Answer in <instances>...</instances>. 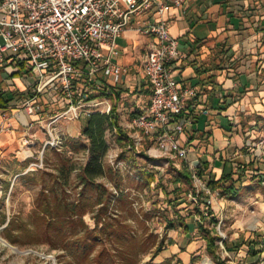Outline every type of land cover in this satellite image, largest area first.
<instances>
[{
  "label": "crops",
  "instance_id": "1",
  "mask_svg": "<svg viewBox=\"0 0 264 264\" xmlns=\"http://www.w3.org/2000/svg\"><path fill=\"white\" fill-rule=\"evenodd\" d=\"M148 17L154 15L147 10L131 14L116 38L114 60L129 67L118 87L120 98L132 103L130 114L146 110L150 98L141 64L156 38L137 28ZM162 17L178 39L180 56L171 63L173 75L179 86L193 91L184 104L193 120L185 123L180 142L188 148V157L199 162L204 177L233 187L231 194L219 193L227 206L234 202L241 209L264 211V0H183L180 7L169 6ZM25 86L17 73L0 68V127L7 125L0 130V168L9 160L30 161L35 144L40 146L46 138L45 113L38 119L17 106ZM81 126L79 119H70L58 130L63 137L74 136ZM194 207H200L197 199ZM189 214L181 221L182 239L168 245L170 254L184 264L195 245L189 238L198 229ZM234 225L242 228V219ZM262 245L261 232L225 240L226 250L239 260L236 264L250 263Z\"/></svg>",
  "mask_w": 264,
  "mask_h": 264
},
{
  "label": "rangeland",
  "instance_id": "2",
  "mask_svg": "<svg viewBox=\"0 0 264 264\" xmlns=\"http://www.w3.org/2000/svg\"><path fill=\"white\" fill-rule=\"evenodd\" d=\"M29 79L30 77L23 76L21 81L27 85ZM118 104V122L128 131L125 120L129 118L128 108L132 103L119 97ZM87 118L88 116L79 118L82 125ZM69 120L60 118L54 122L57 128L54 134L59 139L57 145L47 144L43 147L44 140L40 146L39 143L35 144L30 161L9 160L0 168V236L3 237L2 225H6L11 218V233L16 241L11 243L3 238L19 250L15 251L0 241V264H91V257L102 247L106 249L109 259L116 264H145L149 261L184 264L176 255L170 254L168 245L182 239L184 229L181 221L188 220L189 213L199 222L194 208L196 199L201 209L207 207L203 199H208L212 215L217 219L215 230L219 238L216 239L215 254H211L206 249L201 232L195 228L194 234L189 238H193L195 245L187 264H236L239 260L230 255L223 240V246L221 245L220 238L229 240L230 237H249L255 236L256 232L264 233V211L261 208L241 209L234 202L227 206L216 190H211L210 194L201 192L202 195L195 196L193 200V181L188 184L174 180L184 166L180 159L161 155L153 147L148 150L151 142L147 139L137 148H128L118 141L114 128H106L104 131L107 143L101 159L104 171L97 177V182L102 184L100 190L104 191L102 203H93L98 193L97 188L87 187L85 196H79L82 185L78 175L86 162L88 151L85 147H71L67 140L74 137L87 142V139L81 134V130L77 135L65 134L63 137L59 130H64ZM45 137L50 138L48 132H45ZM53 147H58L59 152L64 150L70 159L72 169L66 187L67 201L74 203L72 207H76V212L69 213L62 204L58 208V215L50 218L39 210H34L38 206L41 183L39 175L32 178V173L56 171V166L61 162L60 157L52 150ZM142 171L153 172L155 178L147 182L142 177ZM8 177L10 180L7 183L5 178ZM45 177L49 178L47 175ZM172 201L176 204H171ZM79 211L83 212L82 221L79 220ZM3 214L6 220L1 223ZM237 218L242 219V228L234 225ZM169 220H173L176 227H171ZM96 221H99L97 227L102 226L103 231H96L99 239H92V234H83L84 225L91 228ZM202 224L208 225V220H203ZM84 242L90 245L84 248ZM157 244L163 245V248L155 254ZM258 252L261 253L248 264H264V250L256 253Z\"/></svg>",
  "mask_w": 264,
  "mask_h": 264
},
{
  "label": "built area",
  "instance_id": "3",
  "mask_svg": "<svg viewBox=\"0 0 264 264\" xmlns=\"http://www.w3.org/2000/svg\"><path fill=\"white\" fill-rule=\"evenodd\" d=\"M182 2L0 0V68H8L21 78L30 77L17 106L37 114L38 119L45 113L43 127L50 138L43 147L59 142L54 122L60 118L114 113L113 97L119 93L122 75L129 71L127 65L114 60L118 54L116 38L128 26L131 14L147 10L154 18L140 21L137 28L156 38L141 64L150 98L146 110L132 112L125 120L129 128L126 145L137 148L147 138L151 142L148 150L153 147L161 155L183 162L196 196L211 193L198 173L199 162L188 157V148L179 139L185 123L193 120L184 105L193 91L179 86L173 75L171 63L180 56L178 39L162 15L169 6L180 7ZM4 127L7 125L0 130Z\"/></svg>",
  "mask_w": 264,
  "mask_h": 264
},
{
  "label": "trees",
  "instance_id": "4",
  "mask_svg": "<svg viewBox=\"0 0 264 264\" xmlns=\"http://www.w3.org/2000/svg\"><path fill=\"white\" fill-rule=\"evenodd\" d=\"M119 93L115 94L114 104L112 110L114 113L106 114L102 112H93L91 113L85 123L81 127V134L87 139V142H84L83 139H75L74 137H70L67 142L71 147H85L88 151V157L86 159L85 164L79 171V181L81 183V190L79 192V196H85L84 192L87 187L97 188L98 193L93 200V203L100 204L102 203V196L104 191L100 190L102 184L97 182V177L103 173V165H102V156L107 149V143L104 138V131L106 128H114L115 133L117 135L118 141L122 144H126V136L124 128L118 122V115L116 114V103L119 101ZM58 147H53L52 150L60 157V164L56 166V171H40L33 172V177L35 178L36 174L39 175V181L41 183V189L38 196V206L34 208V210H39L42 214L47 215L48 217H55L58 215V208L63 204L65 210H69V213L74 214L75 208L72 207V204L67 201V191L66 187L69 182V172L72 169L71 163H69V157L62 152L57 150ZM46 155V149L44 150V156ZM145 156V155H144ZM47 160V156H46ZM199 175L204 179L206 185L210 188V190H216L218 193L222 194H231L233 191V187L231 185H222L219 180H214L213 176L204 177L202 175V170L199 169ZM142 177L146 179L147 182L152 181L155 178V174L151 171H142ZM45 175L49 178L46 179ZM175 181H183L188 184L192 183V178L189 170L182 166L178 171V175L174 178ZM194 192V191H193ZM202 193H198L197 196H201ZM206 196V195H205ZM203 199V198H202ZM204 203L206 201L203 199ZM171 204H176L174 201ZM207 204V203H206ZM196 213L198 214L199 222L198 229L202 234V237L205 240L206 249L209 253L215 254L217 248L216 239L219 236L215 230V224L217 223V219L212 215V211L207 204L205 209H201L200 207H194ZM79 217L81 219L82 211H79ZM69 215V214H68ZM208 220V225L204 226L202 224L203 220ZM6 220L5 215L2 216V222L4 223ZM99 221L95 222L94 227L87 228L85 226V230L83 234H92V239H99V235L96 234V231H103V227H97ZM13 221L10 218L6 225L2 228V235L9 242L13 243L16 241L15 237H13L11 233V229L13 227ZM82 224H84L82 222ZM169 225L173 227L175 224L173 220H169ZM223 243L225 245V240L223 239ZM90 244L84 242V248H87ZM82 246V247H83ZM163 245L157 244L155 248V254L162 250ZM264 250V247L260 248L259 251ZM254 253V251H252ZM110 257L106 253V249L104 247L100 248L93 257H91V264H116L112 262ZM145 264H161L149 261Z\"/></svg>",
  "mask_w": 264,
  "mask_h": 264
},
{
  "label": "bare ground",
  "instance_id": "5",
  "mask_svg": "<svg viewBox=\"0 0 264 264\" xmlns=\"http://www.w3.org/2000/svg\"><path fill=\"white\" fill-rule=\"evenodd\" d=\"M0 241L2 244L9 246L15 251H19L15 246L11 245L7 240H5L3 237L0 236Z\"/></svg>",
  "mask_w": 264,
  "mask_h": 264
},
{
  "label": "water",
  "instance_id": "6",
  "mask_svg": "<svg viewBox=\"0 0 264 264\" xmlns=\"http://www.w3.org/2000/svg\"><path fill=\"white\" fill-rule=\"evenodd\" d=\"M2 226H5V224H4V225H2Z\"/></svg>",
  "mask_w": 264,
  "mask_h": 264
}]
</instances>
